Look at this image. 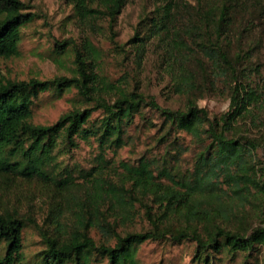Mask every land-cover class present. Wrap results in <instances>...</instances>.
<instances>
[{
  "label": "trees",
  "instance_id": "16d2710c",
  "mask_svg": "<svg viewBox=\"0 0 264 264\" xmlns=\"http://www.w3.org/2000/svg\"><path fill=\"white\" fill-rule=\"evenodd\" d=\"M129 1L67 0L78 21L107 20L110 29ZM33 2L0 0V60L18 55L21 30L36 18ZM238 3L196 0L199 24L179 29L177 1L163 0L151 19L141 20L147 32L137 29L130 39L138 58L148 39L163 44L172 90L186 98L181 108L163 107L151 95L109 85L94 72L98 54L88 43L86 56L75 50L70 78L0 81V193L34 185L48 207L42 223L15 206L0 211V264H27L22 254L27 228L43 245L30 264H92L98 258L107 264H139L140 246L163 240L195 243L203 264L214 251L235 255L264 247V227L241 235L215 224L214 211L202 208L206 195L221 198L225 193L220 179L234 193L240 183L258 187L259 179L264 185V170L259 173L252 162L258 149L264 152V89L252 78L258 68L249 63L250 25L237 23ZM54 44L62 51V44ZM219 81L228 88L229 104L224 113L210 117L197 105L198 94ZM72 88L92 105L68 111L51 125L32 123L39 93L58 95ZM97 111L101 116L88 128ZM136 118L141 127L156 130L154 150L161 152L113 165L104 152L115 153L127 144ZM180 133L198 149L190 169L181 165L187 149L179 142ZM76 138H92L100 150L97 165L88 171L75 172L59 160L77 148ZM22 192L15 195L30 201L28 196L36 197L35 190ZM141 213L148 228L130 231ZM174 219L182 223L177 231L169 228ZM92 230L100 239L91 236Z\"/></svg>",
  "mask_w": 264,
  "mask_h": 264
},
{
  "label": "rangeland",
  "instance_id": "374dc122",
  "mask_svg": "<svg viewBox=\"0 0 264 264\" xmlns=\"http://www.w3.org/2000/svg\"><path fill=\"white\" fill-rule=\"evenodd\" d=\"M25 1V0H23ZM178 8L174 9L177 17V27L186 29L188 26L199 24L196 14V0H176ZM163 0H130L115 24L110 29L107 20H96L81 23L72 14V6L67 0H34L32 12L36 18L21 30V40L16 57L0 60V81H26L29 79L48 80L56 77L70 78L74 75V53L79 51L86 56V43L94 48L98 57L94 72L106 80L113 87L126 91L136 89L144 95L156 98L159 105L171 109L185 105V95L173 92L171 77L166 73V59L161 45L155 39H148L143 56L138 58L130 39L139 29L142 34L147 32L141 20L148 16L151 19L154 8ZM237 23L246 22L250 25L248 50L253 52L249 60L256 65L258 74L252 75L264 89V1L238 0ZM143 36V35H142ZM55 42L63 45L62 51L55 47ZM202 79H199L200 82ZM109 99L113 94L107 96ZM229 104L228 88L221 81L214 88L205 87L198 94L197 105L205 109L210 117L224 113ZM92 104L82 98L75 89L65 90L56 95L54 92L39 93L33 105L32 123L35 125H51L63 114L73 109H84ZM148 114V113H147ZM101 113L93 112L90 125L99 119ZM148 118L157 121L158 117L148 114ZM141 121L136 118L128 130L127 144L115 153L104 152L105 159L113 165L121 162L133 164L141 156H154L161 150H154L156 130L141 127ZM179 142L187 149L184 152L181 165L190 169L194 162L195 147L190 136L180 133ZM78 144L68 154H62L59 160L64 162L75 172L88 171L99 161L100 150L91 138L88 141L76 138ZM252 162L258 171L264 170V152L256 151ZM217 183L225 191L221 198L206 195L202 198V208L213 210L215 224L233 232L246 235L253 228L264 227V185L256 179L258 187L240 183L236 187L239 193H234L228 183ZM248 187V188H247ZM35 190L36 197L27 198L21 195L22 189ZM29 195V194H28ZM40 189L34 185H24L18 193L12 190L8 194L0 193V211L7 207H17L22 215L33 216L38 223H42L47 215L48 207L41 197ZM30 201V202H29ZM182 227L178 219L171 221L169 228L177 231ZM148 228L142 213L130 231L139 232ZM91 236L100 239V234L92 230ZM23 260L30 264L43 249L40 238L30 229L23 231ZM2 246H0V251ZM139 264H203L196 257V245L190 241L174 244L169 240L148 242L138 250ZM92 264H107L106 259L93 261ZM207 264H264V247H256L247 254L231 255L226 250L208 253Z\"/></svg>",
  "mask_w": 264,
  "mask_h": 264
}]
</instances>
